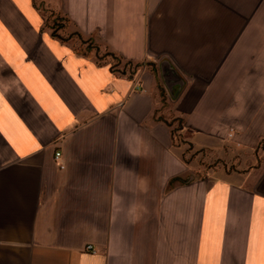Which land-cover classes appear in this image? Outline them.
<instances>
[{
  "label": "crops",
  "instance_id": "obj_1",
  "mask_svg": "<svg viewBox=\"0 0 264 264\" xmlns=\"http://www.w3.org/2000/svg\"><path fill=\"white\" fill-rule=\"evenodd\" d=\"M41 1L60 36L140 66L0 0V264H264V0Z\"/></svg>",
  "mask_w": 264,
  "mask_h": 264
},
{
  "label": "trees",
  "instance_id": "obj_2",
  "mask_svg": "<svg viewBox=\"0 0 264 264\" xmlns=\"http://www.w3.org/2000/svg\"><path fill=\"white\" fill-rule=\"evenodd\" d=\"M37 1H39V3H37ZM42 4L43 3L41 0H33V5H34L35 9L39 10L42 17H43V26L50 30L51 37L53 39H56L61 43L67 42V37L69 39H74L75 43L78 42L77 46L76 45L73 46L75 52H77V53L80 52V54H82V55H85L86 53H89V52L95 53V62L97 64H108L110 72L113 74H116L118 76H121V75L124 76L126 74L132 73L134 68L140 66V64L133 65L130 62L122 61V59L120 57L114 55L111 52H108L106 50H100V48L97 46V44L93 41L92 37L91 38H84L77 32H73V33H70L68 35H65V37L60 36L58 34V32L63 31L67 27V25L69 24V20L63 16L58 15V14L50 13L49 11H47L46 9L43 8ZM45 14H46V16H44ZM81 47H83V48L81 49ZM100 53H102V54H100ZM146 66L151 70V72H153L154 74H157V69L154 66V64L147 63ZM159 90L162 94L161 102L163 105H165L164 104V96H163L164 95V91H163L164 89L159 88ZM153 119L164 123L165 125H167L171 129V140H172L173 144H175L178 141L179 143L187 145L188 149L191 150V145L187 142H184V140L183 139L181 140L179 137V133L183 129V121L180 118H174L171 116L167 119V118H164L161 116H157V111H155L153 113ZM177 132H178V134H177L178 136L176 137V136H174V134ZM175 145L179 146V144H175ZM201 152H196V153H194V155L201 153ZM184 153H185V151H184Z\"/></svg>",
  "mask_w": 264,
  "mask_h": 264
},
{
  "label": "rangeland",
  "instance_id": "obj_3",
  "mask_svg": "<svg viewBox=\"0 0 264 264\" xmlns=\"http://www.w3.org/2000/svg\"><path fill=\"white\" fill-rule=\"evenodd\" d=\"M37 3H39V1H37ZM46 16V14L44 15ZM75 43V42H74ZM78 42L75 43V45L77 46ZM83 47H81L82 49ZM102 54V53H100ZM177 133L174 134V136H178ZM187 136H188V132L187 131H182L179 133V137L180 139L184 140V142H186V139H187ZM176 139V138H175ZM177 140V139H176ZM175 144H179L180 145H183L182 143H179L178 141L175 143ZM184 155V156H183ZM183 158L184 160H187L188 159H193V157L195 156L193 154V152H191L190 149H188V146L185 145V153H183ZM198 161V165L201 167L202 169V176L210 169H213V167H215V165H217V162L213 160V158L209 157L204 151L201 152L200 156L198 157L197 159ZM200 174V173H199Z\"/></svg>",
  "mask_w": 264,
  "mask_h": 264
},
{
  "label": "water",
  "instance_id": "obj_4",
  "mask_svg": "<svg viewBox=\"0 0 264 264\" xmlns=\"http://www.w3.org/2000/svg\"><path fill=\"white\" fill-rule=\"evenodd\" d=\"M160 78L167 92L172 95V89L182 84L177 72L171 67L168 61L164 60L159 64Z\"/></svg>",
  "mask_w": 264,
  "mask_h": 264
},
{
  "label": "built area",
  "instance_id": "obj_5",
  "mask_svg": "<svg viewBox=\"0 0 264 264\" xmlns=\"http://www.w3.org/2000/svg\"><path fill=\"white\" fill-rule=\"evenodd\" d=\"M59 157H60V153L56 152L54 154V160L57 161L59 159ZM60 167H62V166H60ZM85 250L88 251L90 254H95V250L91 246H86Z\"/></svg>",
  "mask_w": 264,
  "mask_h": 264
}]
</instances>
